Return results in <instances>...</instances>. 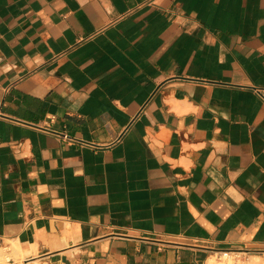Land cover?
I'll return each instance as SVG.
<instances>
[{"label": "crops", "instance_id": "1", "mask_svg": "<svg viewBox=\"0 0 264 264\" xmlns=\"http://www.w3.org/2000/svg\"><path fill=\"white\" fill-rule=\"evenodd\" d=\"M12 243L47 264L264 255V0H0Z\"/></svg>", "mask_w": 264, "mask_h": 264}, {"label": "bare ground", "instance_id": "2", "mask_svg": "<svg viewBox=\"0 0 264 264\" xmlns=\"http://www.w3.org/2000/svg\"><path fill=\"white\" fill-rule=\"evenodd\" d=\"M5 249H7V251H5ZM242 253L243 252H241V254ZM238 254L239 253L237 252H232V253H228L225 256L221 255V259L219 261H217L216 257L213 256L209 260V264H243L241 261H233L234 260L233 255L237 256ZM22 255H23V249L17 244L12 243L8 246H5L4 248L0 247V264H6L5 261L8 260L10 256L19 257ZM250 261L251 262L247 264H264L263 258H261L258 255H252ZM11 264H14V263H11ZM23 264H40V263L38 262V260H33V261L23 263Z\"/></svg>", "mask_w": 264, "mask_h": 264}, {"label": "rangeland", "instance_id": "3", "mask_svg": "<svg viewBox=\"0 0 264 264\" xmlns=\"http://www.w3.org/2000/svg\"><path fill=\"white\" fill-rule=\"evenodd\" d=\"M5 251H7V249H5ZM252 255H260L262 257H264V255L262 254H257V253H247V254H241L239 253L237 256L233 255L234 257V260L233 261H241L243 264H247V263H250L251 261V256ZM22 256H10V258L8 260L5 261L6 264H11V263H14V264H23V263H27V262H30V261H33V260H38V259H29V260H24V258H22ZM264 260V259H263ZM247 261V262H246ZM38 262L40 264H47L45 263V261H42V260H38Z\"/></svg>", "mask_w": 264, "mask_h": 264}, {"label": "built area", "instance_id": "4", "mask_svg": "<svg viewBox=\"0 0 264 264\" xmlns=\"http://www.w3.org/2000/svg\"><path fill=\"white\" fill-rule=\"evenodd\" d=\"M64 137H66V138H68V139H72L71 137H69V136H67V135H65L64 134ZM232 252H234V251H232V250H221L220 251V255H227L228 253H232Z\"/></svg>", "mask_w": 264, "mask_h": 264}]
</instances>
